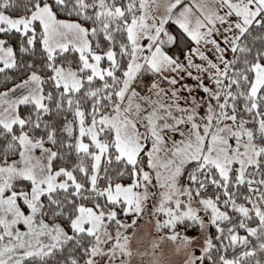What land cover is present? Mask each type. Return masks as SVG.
Returning <instances> with one entry per match:
<instances>
[{
	"label": "snow or ice",
	"instance_id": "snow-or-ice-1",
	"mask_svg": "<svg viewBox=\"0 0 264 264\" xmlns=\"http://www.w3.org/2000/svg\"><path fill=\"white\" fill-rule=\"evenodd\" d=\"M0 264H264V0H0Z\"/></svg>",
	"mask_w": 264,
	"mask_h": 264
},
{
	"label": "rangeland",
	"instance_id": "rangeland-1",
	"mask_svg": "<svg viewBox=\"0 0 264 264\" xmlns=\"http://www.w3.org/2000/svg\"><path fill=\"white\" fill-rule=\"evenodd\" d=\"M150 243H151V238L149 237L147 240H145L143 242V247H148ZM161 247L163 248V251H164L165 255H168L169 252H170L171 245L162 244ZM171 260L174 262V261L178 260V257L173 256V257H171Z\"/></svg>",
	"mask_w": 264,
	"mask_h": 264
}]
</instances>
